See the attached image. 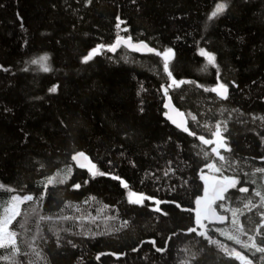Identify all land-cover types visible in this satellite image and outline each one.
Segmentation results:
<instances>
[{
	"label": "trees",
	"instance_id": "1",
	"mask_svg": "<svg viewBox=\"0 0 264 264\" xmlns=\"http://www.w3.org/2000/svg\"><path fill=\"white\" fill-rule=\"evenodd\" d=\"M221 2L226 10L209 19ZM118 36L161 53L171 48L172 76L162 55L109 50ZM201 49L215 55V66ZM173 79L185 83L169 87ZM221 83L227 99L211 91ZM165 88L188 131L164 117ZM218 124L230 149L223 150L224 173L238 181L224 197L240 200L229 206L244 231L229 220L209 222L201 236L188 229L215 154L199 137L211 141ZM81 152L95 165L91 171L73 161ZM258 168L264 0H0V186L12 189H0V201L34 197L9 226L18 234L17 264H243L235 252L264 264L253 246L264 247ZM127 188L156 197L160 211L130 203ZM13 252L0 249V264Z\"/></svg>",
	"mask_w": 264,
	"mask_h": 264
},
{
	"label": "snow or ice",
	"instance_id": "2",
	"mask_svg": "<svg viewBox=\"0 0 264 264\" xmlns=\"http://www.w3.org/2000/svg\"><path fill=\"white\" fill-rule=\"evenodd\" d=\"M88 2L90 3L91 0H88ZM227 6L228 5H227L226 2L218 3L216 5L215 9L211 12V14L209 16V19L216 18L219 15L223 14V12L226 10ZM117 27H119V24H117ZM121 39L122 38H120L119 36L117 37V41H116L117 45L120 43ZM125 43L130 44V46L136 51H140L141 49H147V51L149 53H155V55H157V56H161L162 55V57H163V71L165 73H167L169 77L172 76V72L170 71V67H169V59L173 55V52H172L171 48H169V49L163 51V53H161L159 51H156L153 48H149L148 45L143 43V42H141L139 44H131V38L130 37L128 38V40L125 41ZM115 46L116 45L111 46L109 48V50H114ZM100 47H102V46H97V48H95L91 52H89L88 55L83 57V61L82 62L87 63L88 61H90L93 58V56L96 53L99 52ZM200 55L206 57L207 63L209 65L215 66V64H216L215 55L205 51L204 49L200 50ZM46 60H47V56H44V57L39 58V60H33L32 63L33 64L42 63V62H44ZM43 70L44 71H48V68L45 66L43 68ZM183 83H185V82L184 81H179L178 82L175 79H173L172 80V84L169 85V87H171L172 85H175L176 87H179L180 84H183ZM56 90H57L56 87H53V88L50 89V91L53 92V93L56 92ZM211 91L216 92L221 98L227 99L228 87H227L226 84L221 83L216 88H212ZM165 94H167V88H165ZM165 106L167 107V105H165ZM169 118L171 119V117H169ZM192 119L195 120V117H192ZM173 122L175 123V121H173ZM177 126L180 127L179 124ZM219 128H220V125L219 124L216 125L217 131L214 133V135L217 136V137H220ZM184 131H188V128L185 127ZM189 134L190 135H195V133H192V132H190ZM199 139L205 145L210 143V141L208 139H205L203 136L199 137ZM223 146L225 147V149L227 151H230V149H227L226 145H223ZM213 151L217 152V150L215 148L213 149ZM217 155L219 156V159L221 161L225 160V157L220 155L219 152H217ZM77 156L84 157L85 159H87L85 157L84 153H82V152L78 153L77 155H74L72 157V159L76 160ZM213 166L214 165H209V167H213ZM93 168H95V165H91L89 170L91 171V169H93ZM216 170L220 171L219 168H217ZM256 171L257 172H264V168H258V169H256ZM96 174L104 175V173H93V175H96ZM114 178L119 179L118 177H114ZM224 180L227 182V186H230V187H236V185L238 183L237 180L230 179L229 177H224ZM60 182L63 183V181H60ZM48 183H52V180L50 179L48 181ZM124 186L127 187L126 184ZM75 187L78 188L79 185H75ZM0 189H3L5 191H9V192L12 191V189L3 188V186H0ZM224 190H225L224 188H221L219 192H216V194L214 196V199H221V200L225 199V197H223L221 195V193ZM238 190L240 192H242V193H247L249 191V189L246 188V187H240ZM133 195H135V194H133ZM256 195L261 198V201H262V205L261 206L264 207V195H262L260 192H257ZM33 199H34V197L32 195H23V196L12 195V196H10L8 201H0V249L7 248L9 246H11L14 249V252L11 253L9 256L3 257L5 260L8 261V264H17V261L15 260V253H18V251H19V249L16 247V244H17L16 238H17L18 234L15 231H10L9 230V226L12 224V222L15 220V218L17 216L21 215L20 206L24 202L32 201ZM144 199H146V197L138 196L136 199L130 200L129 202L133 203V204H141ZM156 203L159 204L160 201H156ZM195 203L197 205V208L199 209L196 212V223L200 227H205V225H203V223H202V219H209L210 216H215L216 215L215 212L211 208V201H205L203 203V206H201L202 205L201 199H197ZM177 206H179V205H177ZM245 207H248V205L246 204ZM155 210L156 211H160L159 208H157ZM165 215H166V213H165ZM232 215H233V217H236L237 210L234 209L232 211ZM262 218H264V217H262ZM42 219H43V217H42ZM216 219L221 221V222H223L225 217L217 216ZM232 224H233V226L237 227L238 231H240V232L244 231L243 227L239 225L238 219H233L232 220ZM20 226L23 227L24 225L21 224ZM261 227L264 228V225H261ZM188 231L189 232H196V228H190V229H188ZM221 234L222 235H227L224 232H221ZM257 234L258 235H262L259 232ZM200 235L201 236H205L206 234L204 232H201ZM228 238L229 239H235L236 243L241 244V241L238 238H236V237L228 235ZM250 239H252V238H250ZM262 242H264V235H262ZM241 246L242 247H247L248 245L247 244H242ZM253 246L256 247V251L264 253V247H257L256 245H253ZM157 251H163V249L157 248ZM231 254L232 253L226 252V255H231ZM235 256H236L237 259H239L241 261H245V257L241 256V254L239 252H235ZM246 264H251V261H247Z\"/></svg>",
	"mask_w": 264,
	"mask_h": 264
},
{
	"label": "rangeland",
	"instance_id": "3",
	"mask_svg": "<svg viewBox=\"0 0 264 264\" xmlns=\"http://www.w3.org/2000/svg\"><path fill=\"white\" fill-rule=\"evenodd\" d=\"M221 138L222 137H216V136L214 138H212L211 141H210V148L212 150L215 148L217 150V152H219L220 155L224 156L223 150H225V147L223 145H225V141H224V138H222V139ZM217 152H214L215 159L212 160V162L207 165L206 171L202 175L203 176V182H204V189H203L202 194L198 197V199H201V201H202V205L201 206H203V203L205 201L212 200L211 196L208 194V189H210V187L213 185V183L215 182L216 179H220V180H222L224 182V185L222 187H220L216 191V192H219L221 188H224L225 190L221 193V195L223 197H224L226 191L228 190V188L230 187V186H227V182L224 180V177H229L230 179H233L229 174H225L224 173V169H226V168H223L224 167V165H223L224 161H221L219 159V156L217 155ZM209 165H214V166L213 167H209ZM217 168H219L220 171H217L216 170ZM228 171H230L231 172L230 174H232V172L234 170L228 168ZM121 184L123 186L126 184V182H125V180L123 178H121ZM133 194H135V195H133ZM15 195H18V194H15ZM20 196H23V195H20ZM138 196L146 197V199H144L142 201V203L147 202L149 205H151L155 209L160 208V205L156 203V201H158V199L156 197L127 188L126 198H127L128 201L136 199ZM238 200L239 199L237 198V199H235V202H231L230 200H229L230 202H228L225 199H223V200H221V199H213V202H214L215 207L220 212H223V211H221V209L229 211V212H227L228 215H229V222L232 223V220L233 219H237L238 217L237 216L233 217L232 209L229 206V203L239 202L240 200L239 201ZM247 203H248V200L244 201L243 204H247ZM193 210H194V222H195L194 228H196V232H198V233L204 232L206 234V232L211 230L213 226L210 227L208 225L209 224L208 219H202V223H203V225H205V227L198 226L197 223H196V212L199 209L197 208L196 203H195V206H194ZM263 216H264V213H263ZM229 227H233V225L231 224V225H229ZM214 229L217 230V231H220V228H214ZM10 231H12V230H10ZM222 232L227 233L229 231L228 230H223ZM247 261H248V259L245 258V261H242V263L246 264Z\"/></svg>",
	"mask_w": 264,
	"mask_h": 264
},
{
	"label": "water",
	"instance_id": "4",
	"mask_svg": "<svg viewBox=\"0 0 264 264\" xmlns=\"http://www.w3.org/2000/svg\"><path fill=\"white\" fill-rule=\"evenodd\" d=\"M121 41L120 43L117 45L116 44V41H117V38L115 39V41L112 43L111 46L113 45H116L114 50H111L112 52H114L118 47L120 46H123L125 47L126 49L130 50V51H133V52H136V53H145V52H148L147 49H141L140 51H136L134 50L130 44H127L125 43L126 40H128L129 37H122L120 36ZM131 38V37H130ZM145 43L148 45L149 48H151L149 46V44L143 40H133L131 38V44H139V43ZM110 46V47H111ZM217 87V86H216ZM214 87V88H216ZM167 105V107L165 106ZM163 107L165 109L163 115L164 117L174 126L176 127L177 129L181 130V131H184V128L187 127L188 125V119L185 115V113L172 101L171 97L169 94H166L165 97H164V101H163ZM171 117V119L169 118ZM175 121V123L173 122ZM180 125V127H178L177 125ZM185 132V131H184ZM78 154V153H77ZM75 154V155H77ZM85 155V154H84ZM86 157V156H85ZM87 158V157H86ZM77 165H80V166H86V167H91V162L89 161V159H85L84 157H79L77 156V159L76 160H73ZM94 169V168H93ZM95 171V170H93ZM224 185V182L220 179H216L215 182L213 183V185L210 187V189H208V194L212 197V200L211 201V208L212 210L215 212V216H210L208 221L214 225H224L228 222L229 220V217L227 215V213H224V212H219L218 209L215 207L214 205V202H213V199H214V196H215V193L216 191L222 187ZM215 190V191H214ZM217 216H223L225 217L224 221L221 222L219 220L216 219Z\"/></svg>",
	"mask_w": 264,
	"mask_h": 264
},
{
	"label": "bare ground",
	"instance_id": "5",
	"mask_svg": "<svg viewBox=\"0 0 264 264\" xmlns=\"http://www.w3.org/2000/svg\"><path fill=\"white\" fill-rule=\"evenodd\" d=\"M138 41V40H137ZM187 117V116H186Z\"/></svg>",
	"mask_w": 264,
	"mask_h": 264
}]
</instances>
